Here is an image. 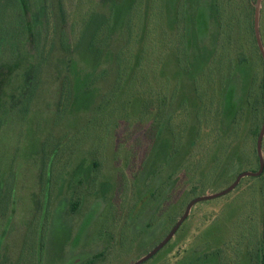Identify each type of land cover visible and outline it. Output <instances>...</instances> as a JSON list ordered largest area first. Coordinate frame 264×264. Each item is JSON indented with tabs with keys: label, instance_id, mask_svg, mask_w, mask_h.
Returning a JSON list of instances; mask_svg holds the SVG:
<instances>
[{
	"label": "rangeland",
	"instance_id": "1",
	"mask_svg": "<svg viewBox=\"0 0 264 264\" xmlns=\"http://www.w3.org/2000/svg\"><path fill=\"white\" fill-rule=\"evenodd\" d=\"M141 1L0 0V264H134L259 170L264 0L236 6L230 42L214 0H185L186 65L182 0ZM263 257L264 172L144 264Z\"/></svg>",
	"mask_w": 264,
	"mask_h": 264
},
{
	"label": "trees",
	"instance_id": "2",
	"mask_svg": "<svg viewBox=\"0 0 264 264\" xmlns=\"http://www.w3.org/2000/svg\"><path fill=\"white\" fill-rule=\"evenodd\" d=\"M184 2H185V0H182L180 3V7L178 9V14H177V22H178V24L181 25V31H179L181 61L183 64L186 65V63H188V62L186 60V46H185V41H184L185 27H183L184 22H185V17H186L185 16L186 13L184 11V4H185ZM242 2H245V0H214V3H213L214 15H216L220 21V28H221V32H222L221 36L227 42H230L232 35L234 34L232 20L235 17V15H234L233 11H235V8L238 4H243ZM246 2H249V1H246ZM142 4H143V0L138 5L141 6ZM251 25H252V27H251L252 31H254V28H253L254 22H252ZM248 27H249V24H248ZM253 35H254V33H253ZM253 40H255V42H256L255 35L253 37ZM224 58L225 57H223V59L221 61H224L225 60ZM221 66L223 67V64H221ZM209 79L210 78L207 76L206 72L201 74V76H199L196 79L195 89H196L197 96L198 95L200 96V93L201 94L205 93V91L207 90L206 84L208 83ZM263 96H264V92H263ZM260 100H261V103L263 105V103H264L263 97H260ZM78 204H79V200L77 198V199H75V201L73 203V211L74 212L77 211ZM107 255L108 254L106 252L96 254V255L90 257L89 259H87V261L84 264H101L105 260ZM262 261L264 264V257H263Z\"/></svg>",
	"mask_w": 264,
	"mask_h": 264
},
{
	"label": "water",
	"instance_id": "3",
	"mask_svg": "<svg viewBox=\"0 0 264 264\" xmlns=\"http://www.w3.org/2000/svg\"><path fill=\"white\" fill-rule=\"evenodd\" d=\"M261 2H262V0H258V5H260ZM259 16H260V11L258 8L256 10V18H255V34H256V38H257V42H258L260 51H261L263 58H264V46L262 44V41L260 38V33H259ZM263 101H264V96H263ZM263 139H264V122H263V126L261 128L258 140H257V154H258L259 162H260V168L257 172H250V171L242 172L237 176L236 180L225 190H223L219 193H216V194L200 196V197H197V198H194L193 200H191L188 203L183 216L177 221V223L174 225V227L171 229V231L168 233V235L155 248H153L148 254L143 256L141 259H139L134 264H144L145 262L152 259L156 254H158L173 239V237L176 235L178 230L181 228V226L184 224V222L189 217L192 208L196 204L201 203V202H205V201H209V200L218 199V198H221V197L231 193L233 190H235L239 186L241 180L245 177H259V176H261L264 172V158L262 155Z\"/></svg>",
	"mask_w": 264,
	"mask_h": 264
}]
</instances>
